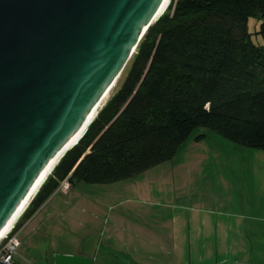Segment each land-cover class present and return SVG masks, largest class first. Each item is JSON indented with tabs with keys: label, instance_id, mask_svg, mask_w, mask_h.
<instances>
[{
	"label": "trees",
	"instance_id": "trees-1",
	"mask_svg": "<svg viewBox=\"0 0 264 264\" xmlns=\"http://www.w3.org/2000/svg\"><path fill=\"white\" fill-rule=\"evenodd\" d=\"M251 18L260 21V43L251 39ZM125 70L118 90L45 178L10 236L62 181L131 179L172 159L198 129L264 152V0H168ZM11 264L20 263L13 257Z\"/></svg>",
	"mask_w": 264,
	"mask_h": 264
},
{
	"label": "water",
	"instance_id": "water-1",
	"mask_svg": "<svg viewBox=\"0 0 264 264\" xmlns=\"http://www.w3.org/2000/svg\"><path fill=\"white\" fill-rule=\"evenodd\" d=\"M163 1L0 0V232L115 85Z\"/></svg>",
	"mask_w": 264,
	"mask_h": 264
},
{
	"label": "rangeland",
	"instance_id": "rangeland-1",
	"mask_svg": "<svg viewBox=\"0 0 264 264\" xmlns=\"http://www.w3.org/2000/svg\"><path fill=\"white\" fill-rule=\"evenodd\" d=\"M259 23L257 18L248 21V30L254 43L261 42L260 36L256 35ZM125 74L124 69L101 108L118 90ZM205 132L207 133L205 138L200 141L195 140V136ZM135 177L133 182L127 180L106 186H81H84L83 190L86 189L90 194L89 198L96 201L105 199L111 206L115 205L114 214L125 211L128 214L141 215L143 211L134 209V204L146 201L145 206L137 205V208L140 207L144 211L151 208L154 214L149 222L155 227L151 228L154 236L151 237L150 243L142 244L143 239L136 238L129 245L116 243L117 245L111 246L115 248L107 251L109 247L105 249L102 247L106 236L100 235L105 217L98 216L92 224L88 225L83 221L82 230H78L77 233L82 237H73L67 233L54 234L48 245L44 244L38 248L43 247V250L47 245L50 249H56L60 255H66L62 254L64 252L78 253L80 247H89L88 241L83 236L90 232L96 234L98 237L96 241L102 237L103 243L98 252L91 254V257L97 259L95 264H215L223 260L225 264H264L263 151L241 148L213 133L198 129L178 148L172 159ZM38 189L18 218L27 209ZM106 195L109 197L104 198ZM138 195L140 201H137ZM118 205L121 207L116 209ZM196 214L209 220L211 229H213L211 225L217 223L216 221H219L217 225L220 228L225 225V230L218 229V238L223 236L224 231L230 229L231 244L235 241L241 247L231 252L220 251L215 254L205 246L201 252L202 246L198 243L197 237L199 233L196 231L198 223L190 222L189 237L182 236L183 234L178 233L176 229V221L183 226L187 218ZM24 221L25 219H22L19 222L9 237V240L17 241L19 246V240L22 241L14 254L16 262L46 264L40 259L43 254L41 256L40 253L30 251L31 243L23 239V235L18 239L17 233ZM222 222L225 224H221ZM173 225L175 231L171 230ZM211 229L207 230V234H213ZM45 237L50 238L47 235ZM152 239L155 240L154 244ZM6 243L7 240L3 241L0 249ZM51 264L54 263L51 261Z\"/></svg>",
	"mask_w": 264,
	"mask_h": 264
},
{
	"label": "crops",
	"instance_id": "crops-1",
	"mask_svg": "<svg viewBox=\"0 0 264 264\" xmlns=\"http://www.w3.org/2000/svg\"><path fill=\"white\" fill-rule=\"evenodd\" d=\"M135 179L136 177H133L128 180L130 182H133L135 181ZM125 181L127 180L119 182ZM109 184L113 183L88 184L84 182H77L72 186L71 190L68 192L55 191L33 215H31L23 222L22 226L20 227L17 233L18 239L21 235H23L22 238L26 239V241L31 243L30 251H35V253L37 252V254L40 253L41 256L43 254L40 259H42L43 262H45L46 264H51V261L54 263V256L60 255L58 254V251L56 249H50L49 246H47L49 244V241L51 240V237L54 236V234L62 235L64 233H67L69 235H72L73 237L79 236L80 238L82 237L81 234L78 235L77 233H79L78 230H82L81 224L83 223V221H86L89 225L92 224V222L94 223L96 217L104 216V227L100 235L106 236L104 240L105 244L102 247L104 249L109 247L107 248V251L115 248L111 246L117 245L118 243H121V245H129L136 238L138 240L143 239L141 241L142 244L144 242H147V244L150 243L151 237L153 238L154 236V234L152 233L153 230H151V228L155 227L153 226L154 224L150 225L149 222L151 221V219H153L154 214L152 213L151 208L145 211L140 207L137 208V205L145 206L146 201L137 203L135 202L134 204V209L139 210V212L141 210L143 211L141 215L131 213L128 214L125 213V211H118L116 214H114L113 210L115 209V205L111 206V204H109L108 201H106L105 199H98L96 201L92 198H89L90 194L87 193L86 189L83 190L84 186H106ZM149 192H151L150 189ZM139 195L137 196V201H140ZM108 197V195L104 196V198ZM119 207H121V205H118L116 209H118ZM146 219L148 220V222ZM191 221L198 223V229L196 231L197 233H199L197 237L199 238L198 243H200V245L202 246L201 252H203V247L205 246H207V249H210V252H213L215 254L219 253L220 251H225V253L231 252L239 247V245L235 243V241H233V244H231L232 242L230 239V229L224 231L223 236H220L218 238V229L223 228L225 230L226 226L222 225L220 228V226L217 225L219 221H216L217 223L211 225V227L213 228L211 229L209 228V220L207 221L202 215L198 216L196 214L195 216L189 219L187 218L183 226L181 225V223L179 224L176 221V229L178 230V233H181V235L183 234L182 236L189 237L191 233ZM221 224H225V222H222ZM182 228L184 229L183 233ZM209 229L212 230L213 234H207V230L209 231ZM171 230L175 231L174 225L173 227H171ZM46 235L50 238L45 237ZM44 237L46 238V240L44 239ZM83 237H85L88 241V248L83 247V249L82 247H80V249H78V253L64 252L62 254H66L65 256L72 255L74 257L88 258L92 260V264H95L97 259L95 257H91V254H93L94 252H98L101 249L102 237L99 241H96L98 237H96V234L94 233L90 234V232H87ZM152 240L154 244L155 240ZM19 241L21 246L22 241ZM44 244H47L44 246V249L46 248L45 250H42L43 247L38 248L39 246H42ZM250 252H252V250H250ZM47 256L48 258L46 259ZM215 264H225V260H223L222 262H215Z\"/></svg>",
	"mask_w": 264,
	"mask_h": 264
},
{
	"label": "bare ground",
	"instance_id": "bare-ground-1",
	"mask_svg": "<svg viewBox=\"0 0 264 264\" xmlns=\"http://www.w3.org/2000/svg\"><path fill=\"white\" fill-rule=\"evenodd\" d=\"M167 2H168V0H164L162 2L160 8L158 9V11H157V13L155 15L154 20L157 18V16L159 15V13L161 12V10L163 9V7L165 6V4ZM154 20H153V22H154ZM113 87L107 92V94L101 99V101L98 103V105L95 107V109L91 112V114L89 115L88 119L83 124V126L81 127V129L78 131V133L76 134V136L72 139V141L63 149V151L57 157H55L53 159V161L48 165V168H46L45 171L37 179V181L35 182V184L31 188V190H30L29 194L27 195V197L24 199V201L21 203L20 207L17 209V211L15 212V214L11 217V219L7 222V224L5 225V227L0 232V244L3 241L7 240L10 237V232H11V229H12V227L14 225L15 220L18 218V216L22 212L23 208L25 206H27L29 200L31 199V197L33 196V194L36 192V190L40 187L41 184H43V181L48 176V174L51 172V170L54 168V166L59 162V160L62 158V156L68 150H70L73 146H75L77 144V142L82 138V136L86 132L87 127L89 126V124L91 123V121L94 119V117L98 113V110L101 108L102 104H104V102L108 99V95L110 96L109 92L113 89Z\"/></svg>",
	"mask_w": 264,
	"mask_h": 264
},
{
	"label": "built area",
	"instance_id": "built-area-1",
	"mask_svg": "<svg viewBox=\"0 0 264 264\" xmlns=\"http://www.w3.org/2000/svg\"><path fill=\"white\" fill-rule=\"evenodd\" d=\"M72 188V184L68 179L62 181L56 191L68 192ZM7 242L0 250V264H11L15 251L19 246V243L15 240L7 239Z\"/></svg>",
	"mask_w": 264,
	"mask_h": 264
}]
</instances>
